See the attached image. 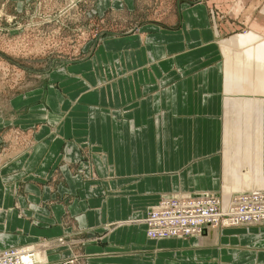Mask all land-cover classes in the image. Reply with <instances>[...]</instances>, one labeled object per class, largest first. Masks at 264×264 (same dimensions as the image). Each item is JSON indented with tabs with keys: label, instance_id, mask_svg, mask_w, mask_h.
Wrapping results in <instances>:
<instances>
[{
	"label": "crops",
	"instance_id": "0c3cea01",
	"mask_svg": "<svg viewBox=\"0 0 264 264\" xmlns=\"http://www.w3.org/2000/svg\"><path fill=\"white\" fill-rule=\"evenodd\" d=\"M225 2L176 0L172 19L101 36L0 100V250L44 242L40 264H264V224L155 240L143 222L162 194L221 193L224 93L250 69L264 87L258 32L230 38L249 47L224 56L210 12ZM12 127L32 131L30 146H5Z\"/></svg>",
	"mask_w": 264,
	"mask_h": 264
},
{
	"label": "rangeland",
	"instance_id": "374dc122",
	"mask_svg": "<svg viewBox=\"0 0 264 264\" xmlns=\"http://www.w3.org/2000/svg\"><path fill=\"white\" fill-rule=\"evenodd\" d=\"M100 1L23 0L25 4L18 5L15 0H0V100L22 91L29 83L35 84L40 73L58 61L63 64L88 54L90 43L94 44L101 36L121 34L147 19H172L171 9L176 0H137L134 11L108 9L98 14L95 9ZM244 1L227 0L223 3L226 9L219 12L213 8L210 12L214 25L224 37V56L230 59L234 56L239 59L241 52L249 47L236 46L230 38L247 31L258 32L264 38V9L261 10L264 0H247L246 4ZM243 4L251 8L242 9ZM229 7L238 8L229 14ZM255 74L256 70L250 69L248 78L224 93L220 152V195L224 203L232 193L264 189V186H255L252 180L264 179V87H255ZM252 96L253 101L249 98ZM27 135L30 137L32 131L8 129L3 136L5 146L11 151L30 146L31 138ZM234 182L238 184L235 188H225ZM34 247L39 263L46 261V256L41 255L44 242Z\"/></svg>",
	"mask_w": 264,
	"mask_h": 264
},
{
	"label": "built area",
	"instance_id": "2783aa9c",
	"mask_svg": "<svg viewBox=\"0 0 264 264\" xmlns=\"http://www.w3.org/2000/svg\"><path fill=\"white\" fill-rule=\"evenodd\" d=\"M150 239L199 237L208 229L264 224V189L231 194L227 203L212 192L165 193L143 220ZM34 244L0 250V264H40Z\"/></svg>",
	"mask_w": 264,
	"mask_h": 264
},
{
	"label": "bare ground",
	"instance_id": "6f19581e",
	"mask_svg": "<svg viewBox=\"0 0 264 264\" xmlns=\"http://www.w3.org/2000/svg\"><path fill=\"white\" fill-rule=\"evenodd\" d=\"M36 257L39 259V257H38V255H37V253H36Z\"/></svg>",
	"mask_w": 264,
	"mask_h": 264
}]
</instances>
